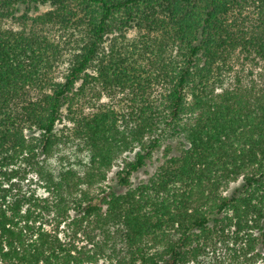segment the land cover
Wrapping results in <instances>:
<instances>
[{
    "label": "trees",
    "instance_id": "obj_1",
    "mask_svg": "<svg viewBox=\"0 0 264 264\" xmlns=\"http://www.w3.org/2000/svg\"><path fill=\"white\" fill-rule=\"evenodd\" d=\"M5 19L22 28L0 25V264H264V87H225L236 54L264 63V0H0ZM92 85L127 109L75 115Z\"/></svg>",
    "mask_w": 264,
    "mask_h": 264
},
{
    "label": "rangeland",
    "instance_id": "obj_2",
    "mask_svg": "<svg viewBox=\"0 0 264 264\" xmlns=\"http://www.w3.org/2000/svg\"><path fill=\"white\" fill-rule=\"evenodd\" d=\"M26 6H19V12L16 15L17 18H19L22 14H26L27 18H34L36 16L42 15L43 13L49 11V7L42 6L37 7V9L31 7L28 11H26ZM27 12V13H26ZM28 25L27 28L30 27V22L26 23ZM0 25L3 26L5 29H11V30H20L22 26L18 23L16 20L12 19H5L0 21ZM43 30L46 31L48 34H50L51 38H53L55 41L58 42L64 40L65 36H67L66 32H58L56 29H48V27H43ZM62 33L64 35H62ZM128 38H134L136 36L135 31H129L127 34ZM237 54L232 60V67L233 70L226 76V88L232 89L236 86V81L239 80L243 86L245 87H252L255 86L256 88H263L264 87V63L263 62H250L245 61L241 56L238 58ZM68 67V64L65 62L61 63L57 69L52 73V77L56 82H62L63 81V75L66 73V68ZM36 92V91H35ZM35 92L31 93V96L35 95ZM221 91L218 90L217 93H220ZM125 96L121 94H117L114 97H109L106 92L102 90V88L99 85H92L90 86L86 94L81 100L79 101V104L76 107L75 112L80 115L83 113V115L90 114L94 107L100 105V104H111L115 106L118 110L121 109H127V102L124 101ZM66 126V130H64V127ZM72 125L68 123L66 120H63L61 124L57 125V129L61 132L63 131L65 134L70 133L68 128H71ZM170 144L172 153L171 155H174L177 153V150L179 148V145L177 142H170L166 143ZM163 150L164 147L160 149V151L155 152L152 156V159L147 162L144 169L140 170L138 173L134 174L131 178V183L134 187L139 185L142 182H146L158 169L159 166L163 163ZM75 152V149L72 148H65L64 154L66 156L65 165L67 163L71 164L74 160L73 154ZM76 153V152H75ZM170 155V156H171ZM58 156L53 158L50 161V164L53 168H56L58 166ZM123 158H132L131 155H124ZM19 166V165H18ZM23 166V164H21ZM117 172V168L113 167L110 171V173L107 176V182L105 185L111 186L115 182V174ZM19 182L20 187L24 192H33L36 196L42 197V198H50L48 193H46L41 187L40 183H38L36 176L33 173H27L23 180L16 179L13 181L14 183ZM239 183L231 184L229 187V192L234 187H236ZM122 193L123 190H120ZM228 192H225L227 194ZM62 229V227H61ZM224 252V251H223ZM223 252H218V255L222 254V257H224ZM229 260L226 259V263L228 264ZM258 264H262V262H258Z\"/></svg>",
    "mask_w": 264,
    "mask_h": 264
}]
</instances>
